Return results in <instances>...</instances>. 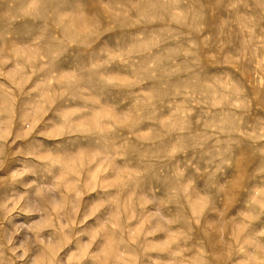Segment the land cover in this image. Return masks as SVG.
<instances>
[{
    "label": "rangeland",
    "instance_id": "obj_1",
    "mask_svg": "<svg viewBox=\"0 0 264 264\" xmlns=\"http://www.w3.org/2000/svg\"><path fill=\"white\" fill-rule=\"evenodd\" d=\"M0 264H264V0H0Z\"/></svg>",
    "mask_w": 264,
    "mask_h": 264
}]
</instances>
